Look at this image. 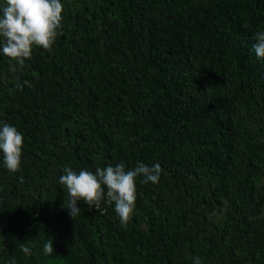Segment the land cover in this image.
Masks as SVG:
<instances>
[{"label":"trees","instance_id":"16d2710c","mask_svg":"<svg viewBox=\"0 0 264 264\" xmlns=\"http://www.w3.org/2000/svg\"><path fill=\"white\" fill-rule=\"evenodd\" d=\"M61 3L51 50L15 72L0 52V126L24 138L17 172L0 153V264H264V0ZM137 162L162 171L126 225L104 200L69 216L65 165Z\"/></svg>","mask_w":264,"mask_h":264},{"label":"clouds","instance_id":"9594fccd","mask_svg":"<svg viewBox=\"0 0 264 264\" xmlns=\"http://www.w3.org/2000/svg\"><path fill=\"white\" fill-rule=\"evenodd\" d=\"M64 5L61 0H5V6L0 9V52L15 62L10 70L15 72L22 68L26 60L32 56L33 46L51 50L62 27V11ZM253 49L258 58L264 57V31L254 35ZM21 85L17 83L16 88ZM24 138L17 128L8 123L0 126V153L3 155L4 166L10 172L20 169ZM161 166L155 163L148 166L137 162L133 169L125 168L124 163L114 166L109 164L103 168L97 167L95 172L87 169L74 171L70 166L63 167V175L59 183L67 188V208L69 216L74 219L81 214L77 202L83 200L89 208L98 210L101 201L114 205V210L120 223L126 225L132 217L136 202V179L142 176V183L159 182ZM20 182L24 178L20 177ZM21 251L26 255L32 254V249L24 244ZM54 251L53 241L50 237L43 244L45 255ZM6 264H16L13 257ZM193 264H202L200 257H193Z\"/></svg>","mask_w":264,"mask_h":264}]
</instances>
